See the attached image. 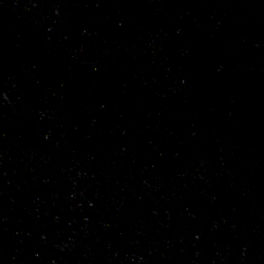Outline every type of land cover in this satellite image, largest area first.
<instances>
[{
	"label": "water",
	"instance_id": "obj_1",
	"mask_svg": "<svg viewBox=\"0 0 264 264\" xmlns=\"http://www.w3.org/2000/svg\"><path fill=\"white\" fill-rule=\"evenodd\" d=\"M0 264H264V0H0Z\"/></svg>",
	"mask_w": 264,
	"mask_h": 264
}]
</instances>
